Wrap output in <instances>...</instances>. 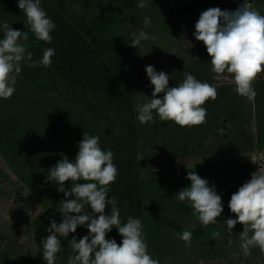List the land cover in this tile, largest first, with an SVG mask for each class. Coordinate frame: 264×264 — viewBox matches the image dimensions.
I'll return each mask as SVG.
<instances>
[{
	"label": "rangeland",
	"instance_id": "obj_1",
	"mask_svg": "<svg viewBox=\"0 0 264 264\" xmlns=\"http://www.w3.org/2000/svg\"><path fill=\"white\" fill-rule=\"evenodd\" d=\"M50 1L133 90L148 247L163 264H264V251L259 247L250 248L247 254L243 251L244 225L228 227L227 219H234V213L197 236V215L186 201L176 198L191 185L189 172L199 167L249 162L257 171L264 169V160L259 159L264 154V72L253 82L255 97L238 95L231 74L214 79L206 46L193 35L200 14L209 8L234 11L245 2L264 14V0H149L143 9L138 7L139 0H127L128 5L122 0ZM145 16L151 19L148 27ZM141 29L155 39L134 48L130 43ZM148 65L170 76L169 87L181 83L185 72L214 85L218 94L204 105L206 122L179 126L156 116L155 122L141 124L136 118L138 96L143 94L146 100L153 91L145 72ZM80 116L73 105L34 88L19 75L13 96L0 99L1 120L20 122L54 139L52 147L44 138L35 139L21 130L16 146L6 143L0 148V264H47L34 241V221L45 214L61 221L58 207L64 193L47 176L64 156L74 159L77 155L70 146L73 137L66 123ZM201 170L194 172L207 179ZM242 177L225 175L209 186H216L225 204V193L231 187L237 191ZM64 185L70 189L71 181ZM156 196L162 201L149 210ZM87 211L92 212L90 207ZM185 229L192 232L188 246L180 239ZM77 232L88 234V229L81 226ZM106 238L122 240L115 228ZM56 264H62L58 258Z\"/></svg>",
	"mask_w": 264,
	"mask_h": 264
},
{
	"label": "clouds",
	"instance_id": "obj_2",
	"mask_svg": "<svg viewBox=\"0 0 264 264\" xmlns=\"http://www.w3.org/2000/svg\"><path fill=\"white\" fill-rule=\"evenodd\" d=\"M148 2L139 0L138 7L143 9ZM17 6L26 16L25 25L31 33L39 41L51 44V33L56 25L42 7L41 0H17ZM144 25H151L150 17H144ZM0 34V99H8L16 91L22 63L30 62L31 67L37 64L50 66L55 49L45 48L42 58L34 61L26 43L29 39L27 31L14 30L0 21ZM193 35L206 46L211 57V71L216 74L214 79L220 80L223 74H231L238 95L255 97L253 82L264 72V14L245 2L234 11L209 8L200 14ZM150 39L155 37L141 29L134 34L130 44L136 48L142 41ZM145 72L153 91L146 100L143 97L147 96H138L136 118L141 124L155 122L156 116L179 126L206 122L204 105L209 99L215 100L218 94L214 85L185 72L181 83L169 87L170 76L165 72H157L152 65L146 66ZM78 149L74 159L64 156L48 172L47 179L55 182L65 199L58 207L61 221H50L49 234L42 241L43 259L47 264H56L57 254L62 249L61 241L83 226L88 229V235L69 241L73 255L69 256L67 264H160L159 259L153 258L148 251L142 221L129 216L122 222L118 201L109 196L110 185L118 176L113 151L102 147L98 135L85 132ZM187 179L191 185L182 189L176 198L188 203L199 223L204 226L215 224L224 211L216 186H209V181L195 172H189ZM66 181H71L67 190ZM106 206H110L109 214H105ZM88 207L91 213L87 211ZM228 207L235 214L234 219H227L228 227L233 230L237 223L244 225L241 247L245 254L253 247L264 251V169L253 173L251 179L231 195ZM113 228L122 237L120 244L106 238ZM216 236L213 233V237ZM180 239L186 246L190 245L192 232L183 230Z\"/></svg>",
	"mask_w": 264,
	"mask_h": 264
},
{
	"label": "trees",
	"instance_id": "obj_3",
	"mask_svg": "<svg viewBox=\"0 0 264 264\" xmlns=\"http://www.w3.org/2000/svg\"><path fill=\"white\" fill-rule=\"evenodd\" d=\"M127 3V0H122ZM42 7L54 21L56 27L51 33V44L39 41L25 25L26 16L17 6V0H0V21L11 25L14 30L27 31L29 39L26 42L29 51L33 53V60L39 61L45 48L55 49L50 66L37 64L29 66L30 62L22 63L21 79L34 88L51 93L64 102L73 105L81 112V116L67 121V126L73 139L71 148L78 149L83 133L98 135L104 149H111L114 153V163L118 167V176L110 185L109 196L118 201L120 217L126 222L129 216L139 218L145 233L146 206L143 200V185L141 177V159L138 148V134L135 120L134 96L131 86L109 64L101 52L93 45L87 36L77 29L65 16L60 8L50 0H41ZM94 7H91L93 9ZM2 38V34H0ZM35 139L44 138L53 146L54 139L40 131H31L20 122L0 119V148L6 143L14 147L19 139L20 131ZM44 135V136H42ZM42 136V137H41ZM208 175L209 183L221 181L226 175L244 174L237 187L250 180L257 172L249 162H236L229 165H209L196 168ZM1 174V170H0ZM224 174V175H223ZM236 190L231 187L225 193L224 211L216 223L224 220L231 212L228 203ZM160 195V194H159ZM164 196V195H163ZM162 201L158 196L152 200L149 210ZM155 202V203H154ZM110 213V206H106L105 214ZM58 220L45 214L34 221V241L43 250L42 241L48 236L50 221ZM215 223V224H216ZM204 226L198 223L196 235L201 236L205 229L215 225ZM177 226V225H175ZM87 233H70L67 240H62V249L57 258L62 264H67L69 256L73 255L70 240H78ZM114 239V238H108ZM118 244L122 240L115 239ZM153 258L162 260L148 247Z\"/></svg>",
	"mask_w": 264,
	"mask_h": 264
},
{
	"label": "built area",
	"instance_id": "obj_4",
	"mask_svg": "<svg viewBox=\"0 0 264 264\" xmlns=\"http://www.w3.org/2000/svg\"><path fill=\"white\" fill-rule=\"evenodd\" d=\"M259 159L264 160V154L263 153L259 154Z\"/></svg>",
	"mask_w": 264,
	"mask_h": 264
}]
</instances>
